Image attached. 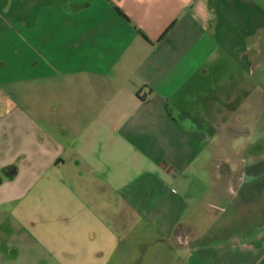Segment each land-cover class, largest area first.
Instances as JSON below:
<instances>
[{"label":"crops","instance_id":"obj_1","mask_svg":"<svg viewBox=\"0 0 264 264\" xmlns=\"http://www.w3.org/2000/svg\"><path fill=\"white\" fill-rule=\"evenodd\" d=\"M263 102L264 0H0V212L54 264H264Z\"/></svg>","mask_w":264,"mask_h":264},{"label":"rangeland","instance_id":"obj_2","mask_svg":"<svg viewBox=\"0 0 264 264\" xmlns=\"http://www.w3.org/2000/svg\"><path fill=\"white\" fill-rule=\"evenodd\" d=\"M245 118L247 120L244 126L252 130L253 135L244 137V152L250 149L248 145L251 142L255 143L258 137L261 140L264 136V112L259 117H254L253 121L251 116ZM260 143L263 145L260 151L262 150L264 157V139ZM27 201L25 199L23 207L16 212L14 210L17 208L15 207L17 203H11L1 209L0 220L8 227H5L0 233V264H51L52 262L43 260L49 254L47 247L41 241L32 239L31 225L27 222L28 216L25 211Z\"/></svg>","mask_w":264,"mask_h":264},{"label":"trees","instance_id":"obj_3","mask_svg":"<svg viewBox=\"0 0 264 264\" xmlns=\"http://www.w3.org/2000/svg\"><path fill=\"white\" fill-rule=\"evenodd\" d=\"M117 11H118L123 17L127 18V16L122 12V10H120L119 8H117ZM142 35H143L146 39H148L147 36L144 35L143 33H142Z\"/></svg>","mask_w":264,"mask_h":264}]
</instances>
